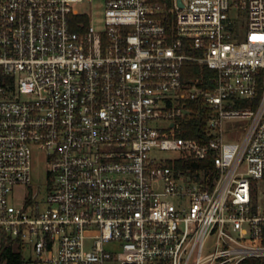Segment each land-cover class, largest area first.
<instances>
[{
    "label": "built area",
    "instance_id": "1",
    "mask_svg": "<svg viewBox=\"0 0 264 264\" xmlns=\"http://www.w3.org/2000/svg\"><path fill=\"white\" fill-rule=\"evenodd\" d=\"M83 2L0 0V252L264 264V0H103V31Z\"/></svg>",
    "mask_w": 264,
    "mask_h": 264
},
{
    "label": "rangeland",
    "instance_id": "2",
    "mask_svg": "<svg viewBox=\"0 0 264 264\" xmlns=\"http://www.w3.org/2000/svg\"><path fill=\"white\" fill-rule=\"evenodd\" d=\"M78 11L84 14H88L90 16L91 25L95 28L96 31H103L104 30V2L103 0H84V2L80 5H76L75 7ZM245 32L241 30L238 33V38L240 40L244 39ZM245 122L235 121L231 123L232 126H235L237 129H240L241 131H238L237 139L241 138L244 129L242 128L244 126ZM228 127V126H227ZM226 127V129H227ZM226 141H230L229 138L226 137ZM153 156L157 157L160 160H170V159H177L178 153L173 151H155ZM33 188L35 190H38L40 187L42 190V197L46 194V186H47V174L46 169L39 165L37 163V166L33 170ZM29 189L23 188V187H16L14 189L13 195L10 196V204L14 202V200H22L26 197L28 194ZM26 257H29L30 254L27 252L25 253Z\"/></svg>",
    "mask_w": 264,
    "mask_h": 264
},
{
    "label": "trees",
    "instance_id": "3",
    "mask_svg": "<svg viewBox=\"0 0 264 264\" xmlns=\"http://www.w3.org/2000/svg\"><path fill=\"white\" fill-rule=\"evenodd\" d=\"M154 1H170V0H154ZM184 76L187 79H197L201 78L203 80V87L205 89H210L213 87L210 78L214 76V72L208 69L201 70L197 66H187L184 69ZM190 107L195 108L197 102H189ZM205 117H192L188 122L185 123V133L184 136L187 138L200 139L201 134L205 128ZM195 167L196 165L190 164V166ZM3 251L0 252V264H25L24 255L22 252H16L12 245L3 246Z\"/></svg>",
    "mask_w": 264,
    "mask_h": 264
}]
</instances>
